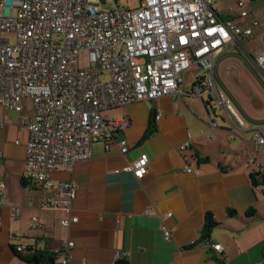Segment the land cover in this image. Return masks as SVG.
Returning a JSON list of instances; mask_svg holds the SVG:
<instances>
[{
  "label": "crops",
  "instance_id": "1",
  "mask_svg": "<svg viewBox=\"0 0 264 264\" xmlns=\"http://www.w3.org/2000/svg\"><path fill=\"white\" fill-rule=\"evenodd\" d=\"M244 10L246 19L239 12L222 18L242 27L254 20L261 25L252 37L228 45L217 80L236 98L246 128L234 133L228 117H219L207 99L194 97L193 83L185 79L177 94L106 110L105 116L129 122L120 132L129 151L121 153L119 140L109 146L98 141L90 160L53 174L56 184L77 185L70 214L62 206L43 205L39 187L25 182L29 135L21 127L34 117L31 100H23L20 113L0 105V184L6 187L5 205L0 206V264H29L18 247L31 256L59 255L69 241L75 243L70 264H115L120 258L130 264H264V181L255 186L251 178L259 165L264 167V146L253 142V124L264 125V74L255 62L264 50V11L246 4ZM185 143L189 148L181 152ZM143 154L149 157L148 172L137 179L126 169ZM146 209L149 215H144ZM208 212L218 223L210 240L225 247L226 263L201 244L189 247L201 242ZM167 213L173 215L167 224L175 229L170 243L161 228ZM70 216L78 222L63 227ZM35 218L43 221L41 228H32ZM60 256L40 264H61Z\"/></svg>",
  "mask_w": 264,
  "mask_h": 264
},
{
  "label": "built area",
  "instance_id": "2",
  "mask_svg": "<svg viewBox=\"0 0 264 264\" xmlns=\"http://www.w3.org/2000/svg\"><path fill=\"white\" fill-rule=\"evenodd\" d=\"M105 2L0 0L8 11L0 16V105L20 113L23 100H31L34 117L21 127L29 135L25 182L39 187L43 205L62 206L69 214L77 185L56 184L53 174L90 160L92 145L98 141L109 146L119 140L121 153L129 151L127 140L120 138L129 122L104 112L179 93L182 75L191 67L200 70L192 81V95L207 99L211 110L213 105L220 107L234 133L246 128L234 107L236 98L228 96L217 79L228 45L252 37L259 21L242 27L235 19L225 20L215 9L217 0H142L137 9L117 5L108 12L99 9ZM245 4L238 2L240 19L248 17ZM4 34H15L16 42ZM255 62L264 74V50ZM253 129V142L261 148L264 125L253 124ZM188 148L185 143L180 151ZM148 165L149 157L143 154L126 170L143 179ZM259 167L264 174V167ZM187 172L193 170L189 167ZM5 188L0 184V206L5 205ZM63 195L67 199H56ZM149 214L146 209L144 215ZM172 216L161 217L163 238L169 243L175 233L167 224ZM77 222L70 216L61 224L70 227ZM42 226L41 219L33 220V229ZM201 245L227 262L221 243L209 240ZM74 247L73 241L65 243L59 252L61 264L71 263Z\"/></svg>",
  "mask_w": 264,
  "mask_h": 264
},
{
  "label": "rangeland",
  "instance_id": "3",
  "mask_svg": "<svg viewBox=\"0 0 264 264\" xmlns=\"http://www.w3.org/2000/svg\"><path fill=\"white\" fill-rule=\"evenodd\" d=\"M238 2L239 0H217L216 6L220 10L222 17L227 18L230 16V12H240ZM141 3L142 0H106V2L99 7V9L101 11L108 12L114 10L116 6L119 5L120 7L133 10L139 8ZM245 3L247 5V9L259 7L260 11H264V0H245ZM5 12L7 13L8 11L4 10V8L0 6V16H2ZM4 37L10 38L12 43L16 42L15 34H4ZM199 73L200 70L197 67H191L185 74L182 75V79H185L186 81H193ZM109 76L110 74L105 75L104 78H108ZM234 107L238 114L244 118L245 114L241 108L238 105H235V103ZM213 109V111L216 112L219 117L224 115V111L220 107L213 105Z\"/></svg>",
  "mask_w": 264,
  "mask_h": 264
},
{
  "label": "trees",
  "instance_id": "4",
  "mask_svg": "<svg viewBox=\"0 0 264 264\" xmlns=\"http://www.w3.org/2000/svg\"><path fill=\"white\" fill-rule=\"evenodd\" d=\"M251 178L253 184L256 186L257 184H259V180L264 181V174L259 171L257 173L252 174ZM217 226L218 223L214 220L212 213L208 212L205 216V224L201 232V242L195 243L196 246H198V244H202L205 241H209L211 233ZM27 252L29 251L25 250L24 252L20 253V257L29 264H40L42 262L52 263L55 259L59 257L58 254H48L43 252H36L34 256H31ZM115 264H130V263L126 258H120Z\"/></svg>",
  "mask_w": 264,
  "mask_h": 264
}]
</instances>
